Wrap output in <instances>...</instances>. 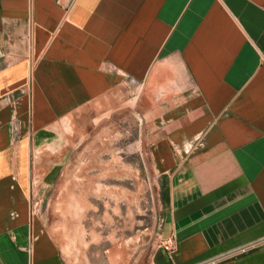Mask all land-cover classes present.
Returning a JSON list of instances; mask_svg holds the SVG:
<instances>
[{
	"label": "crops",
	"instance_id": "0c3cea01",
	"mask_svg": "<svg viewBox=\"0 0 264 264\" xmlns=\"http://www.w3.org/2000/svg\"><path fill=\"white\" fill-rule=\"evenodd\" d=\"M136 99L175 246L152 264H264V0H0V264H66L34 180L62 120Z\"/></svg>",
	"mask_w": 264,
	"mask_h": 264
},
{
	"label": "rangeland",
	"instance_id": "374dc122",
	"mask_svg": "<svg viewBox=\"0 0 264 264\" xmlns=\"http://www.w3.org/2000/svg\"><path fill=\"white\" fill-rule=\"evenodd\" d=\"M94 108L61 121L54 181L38 182L41 168L33 211L66 264H152L166 207L144 157L138 100L134 115L125 105L112 115Z\"/></svg>",
	"mask_w": 264,
	"mask_h": 264
},
{
	"label": "built area",
	"instance_id": "2783aa9c",
	"mask_svg": "<svg viewBox=\"0 0 264 264\" xmlns=\"http://www.w3.org/2000/svg\"><path fill=\"white\" fill-rule=\"evenodd\" d=\"M174 240L172 238H169L165 241H162V250L165 253H170L174 250Z\"/></svg>",
	"mask_w": 264,
	"mask_h": 264
},
{
	"label": "trees",
	"instance_id": "16d2710c",
	"mask_svg": "<svg viewBox=\"0 0 264 264\" xmlns=\"http://www.w3.org/2000/svg\"><path fill=\"white\" fill-rule=\"evenodd\" d=\"M160 198H161V202L166 205V201H167V192L166 190L164 189V184L161 183V186H160Z\"/></svg>",
	"mask_w": 264,
	"mask_h": 264
}]
</instances>
